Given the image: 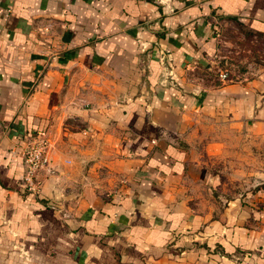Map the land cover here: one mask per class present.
I'll return each instance as SVG.
<instances>
[{
	"label": "crops",
	"instance_id": "0c3cea01",
	"mask_svg": "<svg viewBox=\"0 0 264 264\" xmlns=\"http://www.w3.org/2000/svg\"><path fill=\"white\" fill-rule=\"evenodd\" d=\"M233 23L264 0H0V264H264V68L206 81Z\"/></svg>",
	"mask_w": 264,
	"mask_h": 264
},
{
	"label": "rangeland",
	"instance_id": "374dc122",
	"mask_svg": "<svg viewBox=\"0 0 264 264\" xmlns=\"http://www.w3.org/2000/svg\"><path fill=\"white\" fill-rule=\"evenodd\" d=\"M217 33V53L210 71H207L206 81L235 80L239 73L249 70L254 75L256 70L264 68L263 35L252 33L234 23L221 33V37L220 28ZM251 144V147H245V153L242 150L241 155L242 164L244 163L246 168V171L241 172V177L246 172L252 179L250 186L243 187L242 194L251 192L256 195L255 207L258 208L257 212L261 213L264 211V140L258 139ZM232 173L233 170H225L222 178ZM232 191L231 186L226 187V193L232 194Z\"/></svg>",
	"mask_w": 264,
	"mask_h": 264
},
{
	"label": "built area",
	"instance_id": "2783aa9c",
	"mask_svg": "<svg viewBox=\"0 0 264 264\" xmlns=\"http://www.w3.org/2000/svg\"><path fill=\"white\" fill-rule=\"evenodd\" d=\"M47 150L48 145L40 134L25 139L22 151L25 165L22 184L24 191L29 194H36L38 191V175L49 164Z\"/></svg>",
	"mask_w": 264,
	"mask_h": 264
}]
</instances>
